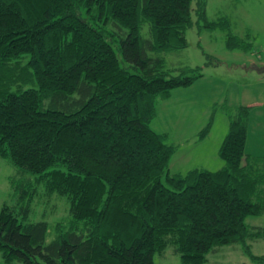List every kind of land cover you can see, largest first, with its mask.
<instances>
[{
	"label": "trees",
	"instance_id": "trees-1",
	"mask_svg": "<svg viewBox=\"0 0 264 264\" xmlns=\"http://www.w3.org/2000/svg\"><path fill=\"white\" fill-rule=\"evenodd\" d=\"M193 7L216 25L206 0H0V156L33 175L0 203L1 264H155L169 247L205 264L264 239V223H247L264 214L253 106L230 110L215 170L171 172L177 147L150 126L159 96L203 75L162 55L187 46ZM53 195L62 214L36 201Z\"/></svg>",
	"mask_w": 264,
	"mask_h": 264
},
{
	"label": "rangeland",
	"instance_id": "rangeland-1",
	"mask_svg": "<svg viewBox=\"0 0 264 264\" xmlns=\"http://www.w3.org/2000/svg\"><path fill=\"white\" fill-rule=\"evenodd\" d=\"M206 12L210 21L217 22L215 26H205L206 21L196 14L193 7L192 24L186 29L187 46L162 53L166 67L173 71L200 66L203 73L192 85L172 89L168 96H159L155 116L150 122L153 129L166 134V142L177 147L170 161L171 172L174 173L223 167L225 160L219 150L229 131L230 110L243 102L244 94H257L264 99L261 65H250L251 60L258 61L264 57V0H206ZM223 21L228 23V27L222 25ZM147 27L149 25L145 24L142 29L145 35ZM228 34L234 37L228 39ZM229 40H235L234 46L228 45ZM243 45L252 50L241 49ZM208 124L209 132L201 136V130ZM251 124L250 132L258 142L251 134L247 151L264 150V119L254 118ZM30 178L33 175H19L11 162L0 156V203L12 204L16 199L15 179L19 182ZM36 201L48 202L52 206L58 203L56 215L62 214L66 208L54 195ZM55 218L51 215V224ZM247 223H264V214L249 217ZM248 244L249 249L240 243H232L213 250L207 254L205 264H264L250 257V253L264 257V239L250 240ZM1 260L0 252V264ZM154 261L155 264H182L174 247L157 253Z\"/></svg>",
	"mask_w": 264,
	"mask_h": 264
},
{
	"label": "crops",
	"instance_id": "crops-1",
	"mask_svg": "<svg viewBox=\"0 0 264 264\" xmlns=\"http://www.w3.org/2000/svg\"><path fill=\"white\" fill-rule=\"evenodd\" d=\"M254 63L264 65V57H260V60L258 61L251 60L250 65ZM260 73L264 76V71H261ZM240 104L253 106L252 110L254 112V118L259 121L264 119V99H262L261 96H258L257 94H244L243 102ZM252 135L257 139L253 132Z\"/></svg>",
	"mask_w": 264,
	"mask_h": 264
},
{
	"label": "water",
	"instance_id": "water-1",
	"mask_svg": "<svg viewBox=\"0 0 264 264\" xmlns=\"http://www.w3.org/2000/svg\"><path fill=\"white\" fill-rule=\"evenodd\" d=\"M254 67H258L259 65L257 64V65H253ZM260 67V66H259ZM260 70L261 71H264V65H262L261 67H260Z\"/></svg>",
	"mask_w": 264,
	"mask_h": 264
}]
</instances>
